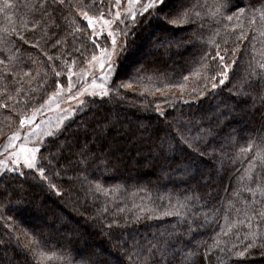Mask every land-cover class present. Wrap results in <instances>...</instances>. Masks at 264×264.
<instances>
[{
	"label": "trees",
	"instance_id": "1",
	"mask_svg": "<svg viewBox=\"0 0 264 264\" xmlns=\"http://www.w3.org/2000/svg\"><path fill=\"white\" fill-rule=\"evenodd\" d=\"M225 2L234 7L217 11ZM181 3L185 25L152 18L149 10L120 26L126 46L114 64L112 94L85 97L83 107L41 143L37 163L48 179L35 169L0 173V264H80L78 254L89 251L106 264H142L150 249L165 246L153 264H264L259 244L243 257L232 252L243 250L245 214L253 218L252 231L264 232L254 215L264 209V198L257 193L253 204L252 193L243 191L256 187L245 170L264 148V80L258 75L264 73V0H168L169 20ZM38 4L0 0V38L5 29L11 33L6 43L0 40V101L12 97L0 108V144L57 80L64 84L65 65L79 68L95 52L81 12L104 16L112 10L111 0H65L43 16L33 10ZM241 7L246 11L239 20L226 19ZM241 26L244 38L238 39ZM217 51L225 64L235 63L229 79L221 85L217 78L213 90L211 76L224 70ZM121 83L131 86L117 89ZM177 84L185 85L183 93ZM82 147L88 149L83 155ZM141 208L152 210L141 214ZM169 210L172 215H164Z\"/></svg>",
	"mask_w": 264,
	"mask_h": 264
},
{
	"label": "snow or ice",
	"instance_id": "2",
	"mask_svg": "<svg viewBox=\"0 0 264 264\" xmlns=\"http://www.w3.org/2000/svg\"><path fill=\"white\" fill-rule=\"evenodd\" d=\"M65 3V0H51V5L47 2V0H39V4L38 7L36 5L33 6V10L34 11H38L39 13H41L43 16H50L51 14H54L56 8L52 7L53 5L55 6H60L63 5ZM116 4L119 6L121 4V0H116ZM128 4H129V9H127L126 11H130L131 13V17L130 19L132 20V22H135L138 16L137 13V8H139V18L142 20L143 16L146 14H149V10L151 11V17L158 19V20H163L166 23H169L173 26H182L185 25L187 23L186 21V16L188 15L187 10L181 11V9H183V3H181L179 6L176 7L175 11H176V16L172 19L169 20L168 17L172 14V9L169 8L168 6V0H128ZM76 7L79 8V5H77ZM217 11H220L224 8H229V7H234V5H230L229 3L225 2L222 4H218L217 6ZM49 10V11H46ZM246 9L241 7L238 8L236 12H234L232 15L227 16L226 19L228 21H232L234 17L237 18V20L240 19V17L245 13ZM261 19L264 20V8H262L261 10ZM81 15L83 16V18L87 21L88 24V28L93 30V36L90 38L95 47L96 48H100V45L98 43V38L100 35H102V32H95V23L94 21L97 20V18L90 16L88 14V12L83 11L81 12ZM121 16V12L117 11L115 13V19H119V17ZM99 20L103 22V27H107L110 30L108 31V36L111 37V51H109L107 48L101 49L100 54L99 55H93L92 56V60L91 61H86L87 63H91V62H98L99 64V68L101 70V77H100V81L101 82H97L96 78L93 76L92 78V84H91V91H89V87L86 85L83 89L80 90V92H77L75 96H73L71 94V90L73 89V84L71 83V79L73 76V73L71 71L72 65H65L68 69V78H69V85H68V100L69 101H74L75 104L78 107H83V105L85 104V100L81 99L82 96L84 95H88V96H99L101 98L106 97L111 95L112 93L109 91V84L107 83L108 80L114 79V72L117 71L116 69H114V64L116 63V60L119 59V56L116 54V50L117 48H121L123 49L126 45H120L117 41V35H119L120 33H118L115 30H111L112 29V25L114 23V21H110L107 19H104L103 14L100 15ZM121 23H124V21H120ZM40 23L39 20H37L35 23L32 24V28L35 29L38 24ZM146 23H151V19H149L148 21H146ZM251 21H249V25L251 26ZM227 28V25L225 26ZM233 28H236L237 25L233 24L232 25ZM13 32H17V29H13ZM241 35L240 37H238V39H243L244 38V32H243V28L241 26ZM125 36L127 35V32L125 31L123 33ZM11 35V33H8V30L5 29V35L0 38V40H2L3 42H7L9 36ZM21 39H24V37L21 35L20 37ZM61 44L60 40L56 41V45ZM217 47L219 48V45H217ZM225 51H227V49H225ZM233 53L236 52V49H232ZM115 57V59H114ZM216 57L219 58L221 65L223 66L224 70L220 73H218L217 75H213L211 76V80L213 81V83L211 84V89L215 90L217 88V84L214 82L217 80V78H219V83L221 85H223L225 83V81L227 79H229V69L231 67H233L235 61L233 62V65H228L225 64V57L220 55V52L217 51L216 53ZM105 58H107V61L105 60ZM49 60H53L54 57L49 56L48 57ZM0 63H3V61H0ZM73 63H75V61H73ZM206 72H205V81H207L208 76H207V72L211 71V67L206 65ZM260 68L264 69V63L260 64ZM53 71L55 73V75L57 77L61 76V72L55 71V69L53 68ZM196 73H194L195 75ZM24 76H27L28 73L25 72L23 73ZM82 77H86L88 75V73L86 71L81 72L80 74ZM258 75H260L261 79L264 80V73H259ZM3 77H0V79H2ZM185 81H187V77L184 78ZM131 85L128 83H121L118 84L116 87L117 89L119 88H129ZM177 87H179L183 93L185 85L184 84H177ZM20 89H17V92H20ZM64 92V89L62 87V85L60 84V81L57 80L56 82V91L49 94V97L47 100L44 101V104L41 105V108H44L46 105L49 104V102L55 103L57 99L60 98L61 94ZM196 92V89H192L191 92L189 93V95H193ZM118 94V92H117ZM205 92L203 89L200 90V96H204ZM34 100V98H32ZM180 99H183V96L180 97ZM12 97L8 96L6 101H0V108H8L10 105L8 103V101H11ZM255 102V101H254ZM261 102L264 103V97L261 98ZM20 103H26L25 101L21 100ZM13 111H16L15 108L12 109ZM78 109L73 108V109H69L66 110L68 111L69 115L73 114L75 111H77ZM157 111H160L159 106H157ZM40 114V108H33L32 109V114L31 115H25V114H21L19 117V125L20 128H24L25 126H31L33 124V122L36 120V117ZM67 119V117L65 115H61L60 117V122L57 123L55 125L56 129H60L61 128V124ZM27 133H24L23 136L24 138L27 137ZM54 132H45L44 136L39 137L36 146L34 147H30L28 146L27 143H20L19 144V148L16 150H13L14 146L21 140V133L20 131H15L12 132V134L9 136L8 138V142L3 146V150L7 152V159L4 160H0V173H7V172H13V173H18L20 175H24V173L21 171V169H28V170H33L35 169L41 178L43 179H48V177L45 174V169L41 168L39 166V164L37 163V159H38V153L42 152L43 149V145L39 143V141H42L45 139V137L47 136H53ZM204 135V133H201V137ZM208 135H211V133L209 132ZM201 137H198L197 139L199 140ZM173 149H168V151H172ZM215 150V149H214ZM88 149L86 147H82L81 148V155H83L84 152H87ZM160 151L161 153H164V159L167 160V153L165 152V149L163 147V141L161 142V146H160ZM248 149H241V152H247ZM9 165H11V167H9ZM259 169V172H254L253 169ZM181 169H177V171H179ZM186 171V168L184 169ZM245 176L252 178L255 177V183H256V187L252 188V187H243V191L246 192H250L253 195V201L252 203L255 204L256 203V194L259 193V196L261 198H264V148L258 149L256 151V154L252 156L251 160L249 161V166L248 168L245 170ZM2 178V177H0ZM191 178V177H190ZM243 179V177L241 178ZM51 188H55V185H51ZM7 188V184H5V189ZM96 190L97 191H104L105 193L108 191V189H101L100 185L96 186ZM4 191V189H0V194H2ZM239 191V189L237 190ZM235 194V193H234ZM152 209L149 208H141L140 212L141 214H143L144 212L147 211H151ZM123 211V210H121ZM164 215L166 216H171L172 215V211L169 210L167 212L164 213ZM182 215V214H181ZM257 218V221L259 224H264V209H261L260 212L255 213L254 214ZM135 218V217H134ZM11 219V218H9ZM207 219V217H206ZM225 220H227V216H225L224 218ZM245 220H247L248 224V231L246 232L243 241L240 242V247L243 248L242 251H236L235 248L232 249V252L237 256V257H243L246 254H248V252L257 247V245L259 244L260 247L264 248V232H261L259 229H257L256 231H252V226H253V218L247 214H245ZM113 223H115V221H113ZM241 223H243V221H241ZM228 228L229 229H233L234 228V223L233 224H228ZM224 231V229L222 228V232ZM239 235V233H237V236ZM251 241V242H249ZM246 245V246H245ZM136 247H139V245H136ZM194 247H196L197 249L199 248V245H195ZM167 251V247H163V248H158V247H153L152 249H150L144 259V261L142 262V264H153V257L154 254L157 252H161V253H166ZM212 249H208V252L205 253V259H208V254L211 253ZM80 255V264H106L105 261L100 260V253L97 251H89L83 254H78ZM140 255V253H135V256L138 257ZM190 256H195V253H190ZM130 259H133V254H129ZM192 264H196V260L193 259L192 260Z\"/></svg>",
	"mask_w": 264,
	"mask_h": 264
},
{
	"label": "rangeland",
	"instance_id": "3",
	"mask_svg": "<svg viewBox=\"0 0 264 264\" xmlns=\"http://www.w3.org/2000/svg\"><path fill=\"white\" fill-rule=\"evenodd\" d=\"M111 9H112L111 12L106 13V15H104L103 17L104 19L114 21L111 30H115L118 33H120L119 35H117V41L120 45H124V35L121 34V30H120V26L123 25V23H121L120 21H126V19L131 17L130 11H126L127 9H129L128 0H121V4L119 6L116 4V0H111ZM117 11L121 12V16L119 17V19H115V13ZM137 13H139V8H137ZM80 16L84 21H86L81 14ZM93 17L97 18V20L94 21L95 32H98V33L102 32L103 34L100 35L98 38V43L100 45V48L95 47V50H94L95 52L92 55H90L86 61H91L93 55H99L101 49L107 48L109 51L112 50L111 49V37L108 36V31L110 29L107 27H103V22L99 20L100 16H93ZM90 34L92 37L93 36L92 29H90ZM121 50H122L121 48H117L116 54L119 55ZM105 60L107 61V58H105ZM86 61L79 68L71 69L73 73L71 83L74 86L73 89L71 90V94L73 96H75L77 92H80V90L83 89L86 85L89 87V91H91L92 89L90 86L92 84L93 76L96 78L98 83L101 82L100 81L101 70L99 68L98 62L87 63ZM84 71L88 73L86 77H82L80 75L81 72H84ZM110 81H111V78L108 80L107 83L109 84ZM69 83L70 81H69L68 73H67L66 80L64 84L62 85L64 92L61 94L60 98L57 99L55 103L49 102L48 105H46L44 108H41L40 106L44 104V101L48 99L49 97L48 96L43 101V103L38 107L40 108V114L36 117V120L33 122V124L30 127L25 126L22 129L20 128V125H19V128L16 131L18 130L20 131L21 140L14 146L13 150L18 149L20 143H27L28 146L30 147L36 146L39 137L44 136L45 132H54L55 134L59 130L55 128V125L60 122V117L62 114L65 115L67 119L72 115V114L69 115L68 111L66 110L73 109L78 106L75 104L74 101L68 100ZM55 91L56 89L53 92ZM87 96L88 95H84L81 97V99H84ZM96 97H99V96H96ZM31 114L32 112H30L28 115H31ZM66 120L64 122H66ZM63 123L61 124V126L63 125ZM24 133L28 134L26 138H24L23 136ZM11 134L6 136L4 138V141L0 144V160L7 159V152L3 150V146L8 142V138ZM48 137L50 136L45 137V139ZM44 140L39 141V143L41 144ZM9 167H11V165H9ZM22 170L24 169H21V171Z\"/></svg>",
	"mask_w": 264,
	"mask_h": 264
}]
</instances>
